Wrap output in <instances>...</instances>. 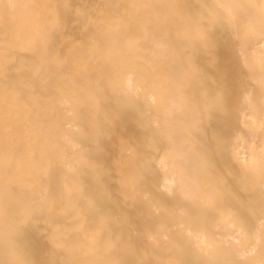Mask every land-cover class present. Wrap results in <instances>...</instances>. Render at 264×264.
I'll list each match as a JSON object with an SVG mask.
<instances>
[{
  "label": "bare ground",
  "instance_id": "6f19581e",
  "mask_svg": "<svg viewBox=\"0 0 264 264\" xmlns=\"http://www.w3.org/2000/svg\"><path fill=\"white\" fill-rule=\"evenodd\" d=\"M217 2L15 0V8L0 6V181L26 179L43 153L69 184L79 169L83 192L100 211L97 217L81 202L94 240L74 232L71 217L22 219L21 189L13 180L0 194V264H204L188 232L221 235L223 221L215 210H193L182 189L169 193L165 182L179 174L193 196L215 193L222 208L246 199L232 152L244 97L258 103L264 96V39L255 33L237 41L217 15ZM233 2L244 5L237 9L243 24L260 0ZM46 6L62 26L51 75L72 95L69 104L50 99V89L29 72L55 29ZM261 143L264 136L256 134L246 147ZM165 157L167 168L160 163ZM249 227L254 231V222ZM246 243L241 238L215 259L228 264Z\"/></svg>",
  "mask_w": 264,
  "mask_h": 264
},
{
  "label": "snow or ice",
  "instance_id": "6c2138e0",
  "mask_svg": "<svg viewBox=\"0 0 264 264\" xmlns=\"http://www.w3.org/2000/svg\"><path fill=\"white\" fill-rule=\"evenodd\" d=\"M0 6L9 9L15 8V0H0ZM53 10L52 15L56 18L55 29L51 34H47V46L44 54L37 64L29 70L39 84L49 92V98L58 100L64 104L72 101V95L65 93L59 86H56L51 75L54 67L58 65V57L55 56L56 33L61 30L56 11L53 6H46ZM218 10L217 15L233 34L237 41L247 42L255 33H259L260 38L264 39V0H260L258 12L254 16H249L243 24L238 22L237 9L244 5L234 3L233 0H218L215 5ZM249 7H257L249 5ZM248 64V61L245 60ZM252 70V65H249ZM262 78L261 86L264 87V58L261 60ZM126 82L131 85L132 78L129 73ZM246 109L242 128L237 130L232 155L238 164L241 172L243 189L248 192V197L244 200H237L235 205L222 208L215 193H207L203 196L195 197L187 187L179 174H175L172 179L165 182V191L175 193L180 188L193 210L209 211L215 210L219 213L220 220L223 221L224 233L221 235H209L207 233L193 234L188 232L192 245L200 256L204 258V264H219L215 259L218 253L224 249H231L234 245L240 244V239L247 240V243L235 251V258L228 264H264V143L259 147L252 145L246 147L249 137L260 134L264 136V96L257 103L251 94L244 97ZM161 166L169 167L170 161L167 157L162 158ZM90 168L98 166L91 161L87 162ZM23 167V165H18ZM73 182L69 184L66 178H61L55 174L50 165L44 162L43 153L39 162L35 163L34 169L28 174L26 179L13 178L7 175L0 181V194L10 190V183L14 180L15 184L21 189L18 204L21 209V218L25 220L36 219L38 214L47 213L49 215H64L72 218L70 228L74 232H82L87 238L95 239V234L88 232V215L85 212H94L100 217V211L96 203L89 200L82 189L79 176V169L71 171ZM145 200L150 197L145 194ZM85 201V207L81 202ZM157 211L159 207L155 206ZM4 209L0 208V212ZM181 213L184 209H180ZM83 220V223H81ZM258 221L259 227H256ZM254 222V231L249 227ZM56 264V262H51ZM63 264H75L74 261L66 259ZM169 264H183L181 260L169 261Z\"/></svg>",
  "mask_w": 264,
  "mask_h": 264
}]
</instances>
